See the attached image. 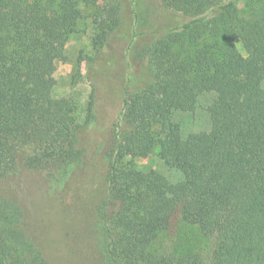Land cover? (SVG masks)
I'll list each match as a JSON object with an SVG mask.
<instances>
[{"label":"trees","instance_id":"16d2710c","mask_svg":"<svg viewBox=\"0 0 264 264\" xmlns=\"http://www.w3.org/2000/svg\"><path fill=\"white\" fill-rule=\"evenodd\" d=\"M90 1L0 0V184L45 172L61 190L84 165L80 134L95 117V97L81 123L75 102L52 92L81 4ZM161 2L189 19L134 45L140 80L124 96L94 213L100 264H203L194 244L154 249L179 209L200 242L214 239L211 264H264V0ZM121 11L118 0L96 10L97 49L121 24ZM207 94L212 130L186 133L175 112H194ZM154 151L174 158L183 178L126 161ZM0 264H51L23 206L5 192Z\"/></svg>","mask_w":264,"mask_h":264},{"label":"rangeland","instance_id":"374dc122","mask_svg":"<svg viewBox=\"0 0 264 264\" xmlns=\"http://www.w3.org/2000/svg\"><path fill=\"white\" fill-rule=\"evenodd\" d=\"M114 1L91 0L81 4L83 18L66 44V58L56 64L53 96L71 98L76 104L79 122L86 119L90 96L95 97V117L80 134L86 147L83 167L61 190L51 189L45 172H22L0 184V192L8 193L23 206L28 232L51 264H100L94 242V213L107 171L103 157L111 146L124 96L140 80V63L134 58V45L159 26L189 19L164 8L161 0H118L122 9L121 24L97 49L96 10ZM236 43L246 55L241 40ZM212 99V94L202 96L194 112L177 111L174 120L183 125L186 133L212 130L208 110ZM126 161L143 171L157 170L172 181L183 178L178 162L171 157L161 158L157 151L147 157H128ZM199 236L194 227L182 220L179 209L170 218L169 227L155 242L154 249L173 252L178 241L194 244L201 252L203 264H211L214 239L200 242Z\"/></svg>","mask_w":264,"mask_h":264}]
</instances>
